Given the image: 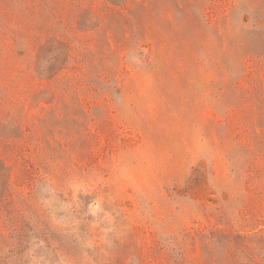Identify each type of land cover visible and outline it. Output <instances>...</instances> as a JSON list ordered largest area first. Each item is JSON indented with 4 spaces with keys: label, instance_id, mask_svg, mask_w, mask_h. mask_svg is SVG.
<instances>
[{
    "label": "rangeland",
    "instance_id": "1",
    "mask_svg": "<svg viewBox=\"0 0 264 264\" xmlns=\"http://www.w3.org/2000/svg\"><path fill=\"white\" fill-rule=\"evenodd\" d=\"M0 264H264V0H0Z\"/></svg>",
    "mask_w": 264,
    "mask_h": 264
}]
</instances>
